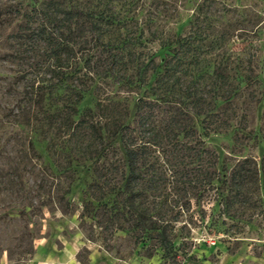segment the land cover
<instances>
[{"label": "trees", "instance_id": "obj_1", "mask_svg": "<svg viewBox=\"0 0 264 264\" xmlns=\"http://www.w3.org/2000/svg\"><path fill=\"white\" fill-rule=\"evenodd\" d=\"M35 2L15 9L22 16L18 38L32 59L19 77L27 81L17 122L46 136L53 132L63 148L81 154H69L63 163L53 139L44 137L56 150V175L69 181L59 186L61 201L71 192L74 172L91 167L82 224L93 220L105 237L121 230L147 257L161 251L169 264H181L177 229L192 198L214 192L216 209L233 218L243 214L232 212L235 205H258L253 198L262 200L264 157H246L229 170L203 139L207 118L218 116L235 91L226 90L233 82L223 66L211 72L189 68L200 63L203 46L187 54L175 42H162L158 60L141 50L139 23L117 11V0ZM210 78L226 92L215 104L201 86ZM121 90L138 94L132 106L119 98Z\"/></svg>", "mask_w": 264, "mask_h": 264}, {"label": "rangeland", "instance_id": "obj_2", "mask_svg": "<svg viewBox=\"0 0 264 264\" xmlns=\"http://www.w3.org/2000/svg\"><path fill=\"white\" fill-rule=\"evenodd\" d=\"M35 1L40 0H0V264H37L36 251H54L61 258H72L74 264H169L161 251L147 257L144 247L121 230L105 237L93 220L87 218L89 225L82 224L80 212L94 180L91 167L83 162L88 167L74 172L71 192L61 201L59 186L65 188L69 181L56 175L53 144L63 163L69 154H76L63 148L53 132L47 134L53 139L50 148L41 130L17 122L27 81L19 77L30 70L32 59L25 57L29 53L24 54L26 46L18 38L23 33L22 16L15 9L24 10ZM115 4L123 17L138 21L145 55L157 54L159 60L164 54L162 42H175L177 51L187 54L203 46L200 63L190 64V69L211 72L221 65L230 72L233 85L226 90L234 88V94L229 103H222L218 116L207 118L203 139L229 170L246 157L261 162L264 0H117ZM201 86L211 104L219 93H226L213 86L211 78ZM120 92L119 98L132 106L138 94ZM260 196L262 200L258 195L253 198L257 206L235 205L232 212L243 214L234 218L216 209L214 192L202 200L192 198L191 209L178 223L181 264H264V192ZM23 205L29 206L27 212L22 211Z\"/></svg>", "mask_w": 264, "mask_h": 264}, {"label": "crops", "instance_id": "obj_3", "mask_svg": "<svg viewBox=\"0 0 264 264\" xmlns=\"http://www.w3.org/2000/svg\"><path fill=\"white\" fill-rule=\"evenodd\" d=\"M52 252L54 254H51L50 251L47 254L36 251L34 259L37 260V264H74L72 258L64 259V257L61 258L62 256H59L54 251ZM39 257L44 261L40 260Z\"/></svg>", "mask_w": 264, "mask_h": 264}]
</instances>
